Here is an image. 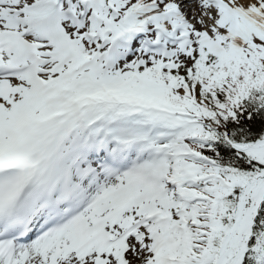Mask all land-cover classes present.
<instances>
[{"label": "snow or ice", "instance_id": "snow-or-ice-1", "mask_svg": "<svg viewBox=\"0 0 264 264\" xmlns=\"http://www.w3.org/2000/svg\"><path fill=\"white\" fill-rule=\"evenodd\" d=\"M0 264H264V0H0Z\"/></svg>", "mask_w": 264, "mask_h": 264}]
</instances>
